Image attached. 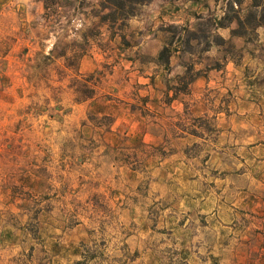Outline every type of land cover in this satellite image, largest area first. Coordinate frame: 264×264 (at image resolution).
<instances>
[{
  "label": "rangeland",
  "instance_id": "obj_1",
  "mask_svg": "<svg viewBox=\"0 0 264 264\" xmlns=\"http://www.w3.org/2000/svg\"><path fill=\"white\" fill-rule=\"evenodd\" d=\"M150 1L0 0V264L264 258V0Z\"/></svg>",
  "mask_w": 264,
  "mask_h": 264
},
{
  "label": "crops",
  "instance_id": "obj_2",
  "mask_svg": "<svg viewBox=\"0 0 264 264\" xmlns=\"http://www.w3.org/2000/svg\"><path fill=\"white\" fill-rule=\"evenodd\" d=\"M218 3L219 1L216 0H200V2L196 3L191 0H151L150 2L144 4V40L149 38L150 29L154 28L159 23L173 20L175 24L189 25L194 12L206 13L213 11L218 7ZM230 29V26H218L215 28L216 32H218V34H220L224 39H228L230 37ZM259 31L263 32L264 28L257 29L258 33ZM258 51L259 49L257 52ZM226 67L229 68V65ZM257 70L258 71L255 73L264 71L262 68H258ZM253 180L255 181V178H253ZM254 199L257 200L255 197ZM253 215V217H257L259 213ZM257 246H260V243ZM258 255H260V253ZM257 259H254V264H264V258L261 259V256H258Z\"/></svg>",
  "mask_w": 264,
  "mask_h": 264
},
{
  "label": "trees",
  "instance_id": "obj_3",
  "mask_svg": "<svg viewBox=\"0 0 264 264\" xmlns=\"http://www.w3.org/2000/svg\"><path fill=\"white\" fill-rule=\"evenodd\" d=\"M147 1L149 0H98L99 7L102 10H108L106 13H102V15L99 16L100 22H105L106 20H116L117 18L123 19L130 16L133 14V10L137 5ZM253 6L260 7L261 9L259 20L256 24L260 25L264 23V6H261L259 3H255ZM81 92L86 97H91L94 94V90L90 87Z\"/></svg>",
  "mask_w": 264,
  "mask_h": 264
}]
</instances>
